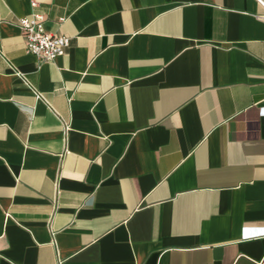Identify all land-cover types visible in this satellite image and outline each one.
<instances>
[{
	"label": "crops",
	"instance_id": "obj_1",
	"mask_svg": "<svg viewBox=\"0 0 264 264\" xmlns=\"http://www.w3.org/2000/svg\"><path fill=\"white\" fill-rule=\"evenodd\" d=\"M261 228L264 0H0V264H264Z\"/></svg>",
	"mask_w": 264,
	"mask_h": 264
},
{
	"label": "built area",
	"instance_id": "obj_2",
	"mask_svg": "<svg viewBox=\"0 0 264 264\" xmlns=\"http://www.w3.org/2000/svg\"><path fill=\"white\" fill-rule=\"evenodd\" d=\"M30 4L35 6L36 0H30ZM18 26L24 37L26 51L46 60L63 54L70 43L69 35L55 34L46 29L40 12L32 11L20 16ZM37 96L41 95L37 93ZM259 234L264 236V228L260 229Z\"/></svg>",
	"mask_w": 264,
	"mask_h": 264
}]
</instances>
